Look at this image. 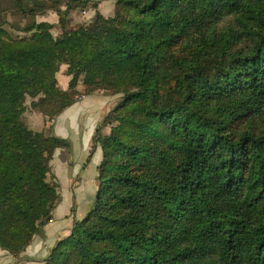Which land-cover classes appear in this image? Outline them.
<instances>
[{
	"label": "trees",
	"instance_id": "16d2710c",
	"mask_svg": "<svg viewBox=\"0 0 264 264\" xmlns=\"http://www.w3.org/2000/svg\"><path fill=\"white\" fill-rule=\"evenodd\" d=\"M113 1L77 27L90 0L15 1L53 10L56 36L33 18L13 36L0 10V249L18 257L52 221L51 160L70 145L51 123L100 91L119 100L92 137L93 207L44 264H264V0Z\"/></svg>",
	"mask_w": 264,
	"mask_h": 264
},
{
	"label": "crops",
	"instance_id": "0c3cea01",
	"mask_svg": "<svg viewBox=\"0 0 264 264\" xmlns=\"http://www.w3.org/2000/svg\"><path fill=\"white\" fill-rule=\"evenodd\" d=\"M66 68L62 65L56 74L62 90L67 88L70 80ZM118 100V95L100 91L83 95L52 121L54 135L70 145L68 149H56L51 160L61 202L54 211L52 221L38 232L25 252L13 257L0 249V264H44L55 244L70 233L74 220L82 219L93 206L102 151L96 147L93 154H89L92 137ZM23 121L33 132H41L45 127L43 117L29 106ZM103 132L107 133V130Z\"/></svg>",
	"mask_w": 264,
	"mask_h": 264
},
{
	"label": "rangeland",
	"instance_id": "374dc122",
	"mask_svg": "<svg viewBox=\"0 0 264 264\" xmlns=\"http://www.w3.org/2000/svg\"><path fill=\"white\" fill-rule=\"evenodd\" d=\"M16 0H0V10L7 14V23L4 26V28L13 36H22L23 34L19 32L20 29H22L26 24L32 21L31 16H28L27 18L22 17L19 10L15 9L14 3ZM20 2V5H27V0H18ZM39 2L46 4H53L55 1L56 4L61 5L62 9H64L65 3H67L70 0H52L51 2H46V0H38ZM90 6L92 3L95 4L94 7H89L85 9L84 11H81L79 9L73 10L67 20V26L68 27H77L79 25H83L88 23L91 18L93 17L95 13V8H97V11L102 14L104 17H111L114 15V1L113 0H90ZM36 22H47L50 24H53L56 26L52 34L54 36L57 35L58 32V21L59 17L54 13L53 10H47L44 14L36 15L33 18ZM29 102V99L27 100ZM26 102V103H27ZM29 106V105H28ZM91 205L88 209V211L92 208Z\"/></svg>",
	"mask_w": 264,
	"mask_h": 264
}]
</instances>
